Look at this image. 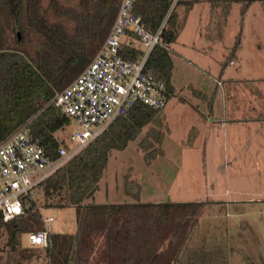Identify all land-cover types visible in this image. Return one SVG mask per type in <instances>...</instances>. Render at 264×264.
<instances>
[{"label": "trees", "instance_id": "trees-1", "mask_svg": "<svg viewBox=\"0 0 264 264\" xmlns=\"http://www.w3.org/2000/svg\"><path fill=\"white\" fill-rule=\"evenodd\" d=\"M194 1L196 0H189L188 4ZM209 1L217 3V0ZM118 2L119 0H0V18H3L11 32H16L12 43L7 41L0 45V140L21 123L29 121L30 133L39 141L46 154L52 159L58 157L57 148L64 141L55 137L54 133L70 120L51 99L93 57L113 23ZM169 2L170 0H134V11L146 23H158ZM177 27V14L171 10L160 32L159 43L154 45L145 62L146 69L163 77L169 95L173 91L170 82L173 62L168 45L175 40ZM140 50L127 44L122 53L135 58ZM149 122L152 125L148 126L141 139V144H147L145 148L153 146L148 142L151 139L161 138L159 110L139 101L133 102L125 113L116 116L102 133L40 184L45 199L49 200L46 206L75 207L80 235L85 239V245L89 246L94 233L101 232L108 236V244H103V254L106 252L103 264L146 263L144 258L132 259L130 256L119 255V251L115 250H122L123 246L120 247L114 231L121 236L126 235L127 239L134 223L148 220L167 226L175 225V230L183 232L185 229L178 226H183L181 222L189 220L174 221L173 214L200 206L197 203L170 201L86 204L85 200L92 197L105 170L110 151L123 149ZM156 149L149 153H156ZM133 184L129 180L125 181L124 186L139 187V184ZM33 204L34 202L22 214L10 220L7 244L12 248L19 244L21 232L28 231L25 223L32 224L35 228L41 227L40 217H37ZM25 213L28 216L24 217ZM119 219L124 220L128 227L117 228L114 223ZM5 223L0 214V227ZM178 235L176 246H180L182 241V235ZM50 237L52 247H42L48 264H81L78 258L70 259L72 234L50 232ZM110 247L116 248L114 253L106 249Z\"/></svg>", "mask_w": 264, "mask_h": 264}, {"label": "rangeland", "instance_id": "rangeland-1", "mask_svg": "<svg viewBox=\"0 0 264 264\" xmlns=\"http://www.w3.org/2000/svg\"><path fill=\"white\" fill-rule=\"evenodd\" d=\"M178 1L172 8L178 14V38L180 40L187 37L189 40L196 30L200 33L205 31L207 2L196 1L193 12L186 17L185 5ZM216 2L212 4L217 7L218 14L224 15L227 12L228 23L233 26L235 24L238 30L241 29V46L237 51V55L240 53L241 58L239 57L238 63L242 62L243 69L248 70L250 66L246 63L247 59L250 58L251 62L256 57L259 58L258 52H260L263 67L259 69L264 74V0H217ZM15 36L16 32H11L3 18H0V45L6 44L7 41L12 43ZM201 39L205 40V37L201 35ZM124 40L138 48L142 46L134 37ZM179 40L175 39L168 45L173 59L170 78L174 85L175 43L178 44ZM257 43L261 44L259 50L256 47ZM214 50L213 53L219 57L216 62L218 70L220 71L224 61H227L226 65L234 71L237 61L234 56L231 57V52L228 53V48L224 47L222 52L217 48ZM230 58L233 60L232 63L229 62ZM243 83L242 88L250 87V90L264 93L262 83L257 88L252 82L243 81ZM187 91L189 90H184ZM158 110L160 120L164 119L169 127L158 154L144 159L140 146L136 147L137 139H131L122 151L121 157L118 156L119 152L113 151L107 175L118 183L122 179L133 183L135 180L139 181L142 188L137 199L154 200L157 203L197 201L196 203L200 204L197 209L190 207L187 208L188 211L182 210L181 213L176 211L173 214L174 221L190 220L192 216L190 221L195 222L186 229L188 235L181 245L182 250L175 264H264V122L239 126L243 129L239 133L243 138L242 142L235 144L234 148L231 144L225 148V151L233 152V158L224 157L222 147L221 157L218 160L215 158L214 149L208 147L206 156L201 157L199 154L198 157L191 158L182 155L179 162V157L175 158L174 90L170 93L166 105ZM149 125H152V122L146 124L142 131ZM73 126L72 121L68 122L55 131V137L67 144L71 143L68 133ZM181 150L182 148L178 149ZM209 152L214 154V158ZM127 160L128 164H124ZM120 165H123L122 171L119 169ZM123 175L126 177L124 178ZM117 187H120L119 184ZM34 192L33 209L36 210L37 217H40V214L34 205L38 206L42 216L55 217V221L49 225L51 231L73 234L78 231L73 207L46 206L49 200L45 199L40 186ZM94 196L96 202L97 197H101L100 192ZM26 216L27 213L24 217ZM10 225L11 221H7L0 227V264H48L44 249L30 245L26 231L21 232L20 242L15 248L7 244ZM25 225L28 230L35 228L32 224L25 223Z\"/></svg>", "mask_w": 264, "mask_h": 264}, {"label": "crops", "instance_id": "crops-1", "mask_svg": "<svg viewBox=\"0 0 264 264\" xmlns=\"http://www.w3.org/2000/svg\"><path fill=\"white\" fill-rule=\"evenodd\" d=\"M196 1L188 4L189 0H180V4L185 5L186 17L193 12ZM205 2H207L205 7V10H207L205 31L200 33L199 30H196L189 40H187V37L179 40L178 30L175 38L179 40L178 44L175 43V85L171 78L170 82L175 91V158L179 157V162L182 155L191 158L198 157L199 154L201 157L206 156L208 147L214 149L215 158L218 160L221 157L222 147L224 157L229 158L230 156V158H233V152L225 151V148L229 144L234 148L236 147L235 144L242 142L243 138L239 133L243 129L239 126L264 122V102H262L264 101V93L250 90V87L242 88L243 81L252 82L256 88L259 84H264V74L259 69L261 66L263 67L260 52L257 51L259 58L256 57L251 62L250 58L247 59L246 63L250 68L244 70L243 63H238L239 57L241 58L240 53L237 55V51L241 46V29L238 30L235 24L233 26L228 23L227 12L224 15H219L217 7L211 1L206 0ZM197 15L196 13L195 16ZM201 35L205 37V40L201 39ZM260 45V43L256 45L258 50ZM224 47L228 48V53L231 52V57L234 56L235 61H237L234 71L226 65L227 61H224L220 71L216 67L219 57L213 53V50L217 48L222 52ZM229 62L232 63L233 60L230 58ZM184 90L189 91L184 92ZM168 96L170 97V95L167 94V101ZM161 130L162 135L159 140L151 139L148 141L150 145L153 144L152 147L145 148L144 146H147V144H141V139L145 136L146 130L142 131L141 129L134 138V140L137 139L136 147L140 146L144 159L158 154L164 135L169 132V127L165 124L164 119L161 120ZM130 142L129 140L121 150L113 149L110 151L105 170L97 182L92 197L86 204L155 203L154 200L137 199L142 187L134 177H132L135 180L133 185L139 184L138 188L136 186L125 188L124 179L118 183L107 175L113 151L119 152L118 156L121 157L123 155L122 151ZM154 148H157L156 153H149ZM179 148H182V150L178 151ZM214 154L209 152L212 158H214ZM124 164H128V160ZM119 169L122 171L123 165H120ZM117 184H119V188ZM97 192H100L101 197H97L95 202L94 195ZM187 202L196 203L197 201ZM69 206L74 208L78 231L75 234L63 231L51 232L73 235L71 260L78 258L81 260V264H103L104 259H106V256L104 257L106 252L103 254L105 248L103 244H108V236L101 232L94 233L91 236L89 246L85 245L83 242L85 239L80 235L76 209L72 205ZM194 223V220H189L186 223L181 222L183 226H177L185 229L182 232V230H175V225L167 226L161 223H151L148 220H138L132 225L133 230L129 232L127 239L125 238L126 235L121 236L120 233L114 231V237L118 238L120 247L123 246L122 250L115 247L106 249L111 251L110 253H114L116 249L115 251H119V255L130 256L132 259L144 258L146 259L145 264H175V260L179 258L182 250L181 245L188 235L186 229ZM114 225L119 229L128 227L122 219L116 221ZM153 228L157 230L154 231ZM178 234L182 235L180 246H176V240L179 238ZM36 248L43 249L42 246ZM74 250L75 254H73Z\"/></svg>", "mask_w": 264, "mask_h": 264}, {"label": "built area", "instance_id": "built-area-1", "mask_svg": "<svg viewBox=\"0 0 264 264\" xmlns=\"http://www.w3.org/2000/svg\"><path fill=\"white\" fill-rule=\"evenodd\" d=\"M158 23H146L134 11V0H119L115 18L103 42L83 70L57 91L51 102L74 123L68 133L71 143L61 142L58 157L52 159L33 137L28 122L21 123L0 140V214L4 222L22 214L34 201V191L58 167L102 133L119 114L136 101L161 109L167 101L165 80L145 68L173 6ZM141 42L135 58L122 53L124 38ZM69 121V122H70ZM41 227L28 230L30 245L50 248L49 225L53 215L42 216Z\"/></svg>", "mask_w": 264, "mask_h": 264}, {"label": "water", "instance_id": "water-1", "mask_svg": "<svg viewBox=\"0 0 264 264\" xmlns=\"http://www.w3.org/2000/svg\"><path fill=\"white\" fill-rule=\"evenodd\" d=\"M19 37V36H18Z\"/></svg>", "mask_w": 264, "mask_h": 264}]
</instances>
